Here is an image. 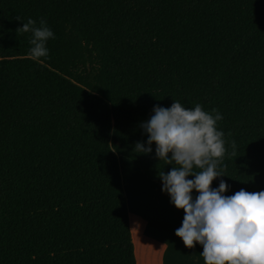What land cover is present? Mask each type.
<instances>
[{
  "label": "trees",
  "instance_id": "trees-1",
  "mask_svg": "<svg viewBox=\"0 0 264 264\" xmlns=\"http://www.w3.org/2000/svg\"><path fill=\"white\" fill-rule=\"evenodd\" d=\"M173 100L222 115L210 187L264 190V0H0V264H138L120 155L161 184L133 149Z\"/></svg>",
  "mask_w": 264,
  "mask_h": 264
},
{
  "label": "clouds",
  "instance_id": "clouds-1",
  "mask_svg": "<svg viewBox=\"0 0 264 264\" xmlns=\"http://www.w3.org/2000/svg\"><path fill=\"white\" fill-rule=\"evenodd\" d=\"M19 29L31 34L29 58L47 57L46 43L54 33L46 21L40 19L36 26L28 18ZM152 113L141 122L147 139L137 141L133 151L152 153L155 142V157L174 165L167 172L160 170L158 176L170 203L183 209L175 235L188 248L194 242L202 246L203 264H264V190L241 188L224 195L230 185L223 179L210 187L214 178L224 175L218 170L225 153L224 133L216 126L222 115L215 109L206 112L200 104L185 107L178 100L169 107L153 105ZM192 190H196L195 197Z\"/></svg>",
  "mask_w": 264,
  "mask_h": 264
},
{
  "label": "rangeland",
  "instance_id": "rangeland-1",
  "mask_svg": "<svg viewBox=\"0 0 264 264\" xmlns=\"http://www.w3.org/2000/svg\"><path fill=\"white\" fill-rule=\"evenodd\" d=\"M128 161L132 162L134 166ZM120 165H122L121 167L123 168V171L121 168L122 177L124 180L127 179L126 182L129 184V194L133 205H139V207L144 209L142 214L148 222L146 233L159 239L167 240L171 245H176V248H181L179 245L181 238L175 235L174 230L181 225L184 214L183 209H177L173 204H171L168 194L162 192L161 189H157V187L159 188L161 184L148 178L143 173L141 167L132 159L127 156L120 155ZM130 165L133 166L134 171L131 170ZM149 182H154L152 184L155 186L149 184ZM147 185L151 187H147ZM134 211L136 212V210ZM133 232L135 233L136 230L133 229ZM201 249L202 246L199 245L197 249L198 253H200ZM198 263L199 262L195 258L192 259V264Z\"/></svg>",
  "mask_w": 264,
  "mask_h": 264
},
{
  "label": "crops",
  "instance_id": "crops-1",
  "mask_svg": "<svg viewBox=\"0 0 264 264\" xmlns=\"http://www.w3.org/2000/svg\"><path fill=\"white\" fill-rule=\"evenodd\" d=\"M128 162L130 164H132V162H130V161H128ZM133 166L130 165L132 171H134ZM122 171H123V168H122ZM126 181H127V179L124 180V178H123L126 196L128 195L127 200H128V204H129L128 206H129V212H130V221L132 222V219H133L132 216H134L135 218H137L139 223L143 222L142 224H139L136 227L132 225V227H131L132 234L146 235L147 236L146 239H148L149 242H151L150 247L146 243L145 245H142V250L139 251L138 246L135 243V241H136L135 237L133 236L138 264H192L193 258H195L199 262L198 264H203V259L197 250L200 244H197L194 242V246L191 248H188V247L183 245V242L181 240V242L179 244L181 246V248L180 247L176 248V245L175 246L171 245L167 240L159 239L155 236H152V235L146 233L147 232L146 228H148L147 227L148 222H147L145 216L142 214L144 209L139 207V205L138 206L133 205V203L131 201V196L129 194V189H130L129 184H127ZM145 182H147V181H145ZM152 183H154V182H149V184L154 185ZM147 187H151V186L147 185ZM157 189L160 190L161 186H159V188L157 187ZM134 210H136V212ZM133 229L136 230L135 233L133 232ZM201 251H202V249H201ZM140 253H142V257L140 256ZM198 256H199V258H198Z\"/></svg>",
  "mask_w": 264,
  "mask_h": 264
}]
</instances>
